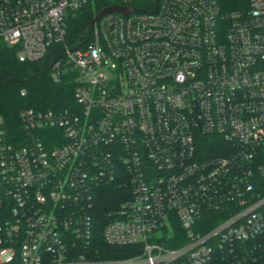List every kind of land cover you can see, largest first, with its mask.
Instances as JSON below:
<instances>
[{
	"label": "built area",
	"instance_id": "2783aa9c",
	"mask_svg": "<svg viewBox=\"0 0 264 264\" xmlns=\"http://www.w3.org/2000/svg\"><path fill=\"white\" fill-rule=\"evenodd\" d=\"M115 1L70 38L94 0H0V40L50 55L75 100L20 109L13 142L0 118V264H264V0ZM113 178L130 191L101 235L125 257L91 241Z\"/></svg>",
	"mask_w": 264,
	"mask_h": 264
},
{
	"label": "trees",
	"instance_id": "16d2710c",
	"mask_svg": "<svg viewBox=\"0 0 264 264\" xmlns=\"http://www.w3.org/2000/svg\"><path fill=\"white\" fill-rule=\"evenodd\" d=\"M218 1L223 9L238 5L237 0ZM112 2L116 1L94 0L93 3L78 11L69 22V37L73 38L84 33L99 9ZM49 61L50 55L34 62L19 61L15 48L0 40V118L10 142H13L12 139L15 136L22 135L18 115L20 109L24 107L62 109L75 105L73 75L64 73L58 80H54L50 75ZM22 89L25 91L24 94L20 93ZM201 144L202 146L198 149L206 154L216 153L224 145L223 141L215 135H207ZM15 145L19 144L15 143ZM129 191L127 182L123 185L118 183L116 178L93 188L95 204L90 212L93 223L91 241L95 247L106 249L104 255L108 257H125L135 253L130 246L105 245L101 235L104 223L113 215L122 195H128ZM176 230H179L178 225ZM182 241L183 239L180 238L169 245L178 246Z\"/></svg>",
	"mask_w": 264,
	"mask_h": 264
},
{
	"label": "water",
	"instance_id": "95a60500",
	"mask_svg": "<svg viewBox=\"0 0 264 264\" xmlns=\"http://www.w3.org/2000/svg\"><path fill=\"white\" fill-rule=\"evenodd\" d=\"M121 12L124 14H127L130 12V9L127 7H123V6H116V5H110L107 7H104L103 9H101L91 20L90 22V26L92 27L94 22L100 18L102 15L106 14V13H110V12Z\"/></svg>",
	"mask_w": 264,
	"mask_h": 264
}]
</instances>
